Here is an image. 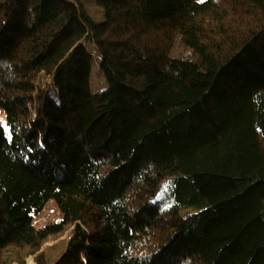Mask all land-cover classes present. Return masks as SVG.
<instances>
[{"label":"trees","instance_id":"trees-1","mask_svg":"<svg viewBox=\"0 0 264 264\" xmlns=\"http://www.w3.org/2000/svg\"><path fill=\"white\" fill-rule=\"evenodd\" d=\"M0 107V264H264V0H0Z\"/></svg>","mask_w":264,"mask_h":264},{"label":"rangeland","instance_id":"rangeland-1","mask_svg":"<svg viewBox=\"0 0 264 264\" xmlns=\"http://www.w3.org/2000/svg\"><path fill=\"white\" fill-rule=\"evenodd\" d=\"M92 11L94 12L95 10L92 9ZM88 51L92 54V71H91L89 80H90V91L94 94L104 89L107 86V82H106L104 73L100 68L99 52L95 49L92 43L88 44ZM0 122L5 127L6 131H8V128L6 126L5 112L1 107H0ZM164 196H165L164 194H160L158 196L159 200H166L165 198H163ZM61 219H62L61 212L59 211L56 203L53 200H51L48 202L46 206L42 208L41 211H39L34 216V224L38 226L39 228L45 227V226L47 227L53 222H56V223L60 222ZM71 230H72V227H68L65 230L61 231L58 235H50L46 243L42 244L38 252H41L44 249L46 250L48 246L57 245L60 243V241L63 242L64 240L68 239L70 236ZM21 250L27 251L25 249L24 250L23 249H20V250L13 249V251L15 252H19ZM26 264H36L33 255L26 257Z\"/></svg>","mask_w":264,"mask_h":264}]
</instances>
